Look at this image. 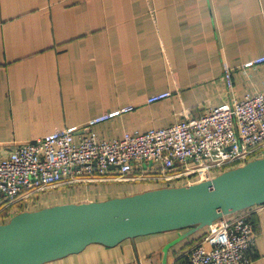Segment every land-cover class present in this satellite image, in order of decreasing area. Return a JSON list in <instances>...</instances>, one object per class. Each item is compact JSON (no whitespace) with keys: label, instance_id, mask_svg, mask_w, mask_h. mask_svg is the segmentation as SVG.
<instances>
[{"label":"crops","instance_id":"obj_1","mask_svg":"<svg viewBox=\"0 0 264 264\" xmlns=\"http://www.w3.org/2000/svg\"><path fill=\"white\" fill-rule=\"evenodd\" d=\"M261 56L264 0H0V159L21 143L69 127L84 134L92 119L129 107L93 131L111 140L169 127L186 113L199 118L263 92L264 65L244 68ZM163 92L171 98L148 103ZM72 186L56 189L60 203L47 207L164 188L128 184L126 194L100 199L82 186L77 194L60 193ZM246 213L256 234L250 264H264V204ZM186 231L114 248L92 244L47 264H162L163 248ZM206 232L172 247L168 264H183Z\"/></svg>","mask_w":264,"mask_h":264},{"label":"built area","instance_id":"obj_2","mask_svg":"<svg viewBox=\"0 0 264 264\" xmlns=\"http://www.w3.org/2000/svg\"><path fill=\"white\" fill-rule=\"evenodd\" d=\"M260 65H264V56L245 63L244 68ZM225 70L226 83L232 87V71L227 66ZM171 96L170 92L156 94L148 103ZM132 110L92 119L86 126L88 132L81 135L77 127H69L21 143L0 159V224L16 212L35 209L25 201L57 187L92 181L194 185L264 157V91L213 107L199 118L186 113L177 123L146 133L107 140L93 131L95 125ZM144 163L151 165L155 176L142 177L147 174ZM112 171L116 177H106ZM255 237L246 210L225 217L207 228L183 264H250L248 252Z\"/></svg>","mask_w":264,"mask_h":264},{"label":"water","instance_id":"obj_3","mask_svg":"<svg viewBox=\"0 0 264 264\" xmlns=\"http://www.w3.org/2000/svg\"><path fill=\"white\" fill-rule=\"evenodd\" d=\"M262 204L264 157L194 185L20 212L0 224V264H47L92 244L114 248L129 239L187 230L163 248L162 264H168L175 245Z\"/></svg>","mask_w":264,"mask_h":264},{"label":"rangeland","instance_id":"obj_4","mask_svg":"<svg viewBox=\"0 0 264 264\" xmlns=\"http://www.w3.org/2000/svg\"><path fill=\"white\" fill-rule=\"evenodd\" d=\"M144 168L146 169V175H142V177H153L155 176L152 173V168L150 164H146L144 163ZM116 171H112L110 173H108V175H106V177L108 178H115L116 177ZM133 176V175H128ZM133 185H138V184H146V185H153V187H157V186H164L167 187V185L165 183L162 182H145V181H135V182H131ZM131 183H125V182H110V181H92L89 183H78V184H71L68 186H72V187H65L62 188L60 190V193L62 195H67L68 193H70V191L75 192V194H77V190L79 189L80 186H82L84 188V191L90 190V193L92 194V196H97L98 199L100 198H110L111 195H119L122 196V194H126V187L127 185H132ZM180 186H186V182H179L178 183V187ZM86 187L88 189H86ZM60 187L42 192V193H38L36 194L34 197H32L30 200H27L25 202H27V204H30L31 206L34 205V207L36 209H40L43 207H47L50 206L52 203H60V201H57L56 197H55V192H57ZM130 188V187H129ZM106 190L109 191H113V192H107ZM102 195L100 196L99 193L102 192ZM60 195V194H59ZM117 195V196H118ZM127 196V195H126ZM129 196V195H128ZM94 198V197H93ZM107 200V199H105ZM199 233V232H198Z\"/></svg>","mask_w":264,"mask_h":264},{"label":"trees","instance_id":"obj_5","mask_svg":"<svg viewBox=\"0 0 264 264\" xmlns=\"http://www.w3.org/2000/svg\"><path fill=\"white\" fill-rule=\"evenodd\" d=\"M17 213V212H16ZM16 213H14L13 215H15ZM7 215V214H6ZM8 222V221H7Z\"/></svg>","mask_w":264,"mask_h":264}]
</instances>
